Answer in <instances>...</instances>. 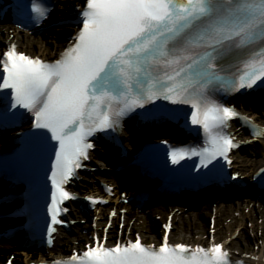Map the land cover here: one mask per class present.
I'll list each match as a JSON object with an SVG mask.
<instances>
[{
  "label": "snow or ice",
  "instance_id": "6c2138e0",
  "mask_svg": "<svg viewBox=\"0 0 264 264\" xmlns=\"http://www.w3.org/2000/svg\"><path fill=\"white\" fill-rule=\"evenodd\" d=\"M33 11L43 17L47 10L34 5ZM81 23L74 46L54 63L18 54L14 47L0 61V90L10 89L12 107L31 112L34 127L58 144L50 177L53 224L61 223L59 206L72 199L64 185L89 158L88 137L163 98L194 109L192 123L203 126L212 147L190 151L211 163L237 147L218 130L238 113L210 99L209 86L232 93L264 82V0H87ZM253 127V135L262 134ZM186 154L173 152L172 162ZM54 231L49 227V235ZM77 262L230 264L222 245L172 247L167 236L158 250L138 237L111 249L97 242L70 264Z\"/></svg>",
  "mask_w": 264,
  "mask_h": 264
},
{
  "label": "rangeland",
  "instance_id": "374dc122",
  "mask_svg": "<svg viewBox=\"0 0 264 264\" xmlns=\"http://www.w3.org/2000/svg\"><path fill=\"white\" fill-rule=\"evenodd\" d=\"M60 2V11L58 10L56 13L61 12V9L66 13L69 12L74 6L80 4L81 0H60ZM70 28V25H57L41 34H28L27 36V33L0 29V51L8 43L14 42L32 56L48 58L62 48V43ZM40 48L45 50L44 54L40 52ZM241 109L248 116L256 114L263 120L262 123L264 124V114L261 107L252 109L250 105H245ZM239 136L243 137L242 134ZM256 145L253 143L242 145L238 152L233 155L236 160L232 163L239 166L241 160L258 159L263 161L264 152L262 150L264 146L259 143ZM90 165L96 169L87 175H80L73 185V188L81 195L95 193L97 180L111 184L110 179L112 177L109 171L105 170L104 165L100 163V159L95 157ZM114 195L116 196L117 192ZM115 196H111V198ZM113 205H115L114 202L109 201L106 207H98L94 222L89 219L92 213H79L75 208H72L70 215H68V219L72 220L70 228L68 231H60L62 234L58 237L59 243L57 242L58 239L55 240V245L52 248L53 254L65 256L71 247H82L94 232L99 235L104 234L108 240L117 238L121 232L124 237L132 238L139 235L144 240H152L158 243L161 229L160 223L156 221L162 222L169 215H171L173 223L170 231L172 241L192 244L204 240H220L227 244L231 253L235 252L241 256L256 252L264 245V210H262L264 203H260L253 197L245 198L244 195H241L240 197L229 198L222 203L214 201V203H207L205 207L192 206L187 208L160 203L138 210L117 204L116 206L124 209V211H117L116 215L108 220L107 215ZM214 210H216L214 222H211ZM108 223L109 226L106 228ZM191 226L194 227L188 232L187 228ZM77 236L80 237L78 241L75 239ZM20 249L25 250L24 253L20 252ZM26 250L25 247H12L7 253L0 254V264H4V260L10 254L14 255V264L34 262L40 259L39 254L35 252L26 256ZM44 257L49 259L51 253L45 252Z\"/></svg>",
  "mask_w": 264,
  "mask_h": 264
},
{
  "label": "bare ground",
  "instance_id": "6f19581e",
  "mask_svg": "<svg viewBox=\"0 0 264 264\" xmlns=\"http://www.w3.org/2000/svg\"><path fill=\"white\" fill-rule=\"evenodd\" d=\"M2 26H3V24H0V27H2ZM40 52L44 54L45 53V50H43V49L40 48ZM257 97H258V99L257 98L256 99H253V101H254L253 104L260 103V105H263L264 106V96H262V97L261 96H257ZM256 106H258V105H253V108H255ZM253 116H255V115H253ZM256 118L258 119V121H262L260 117L256 116ZM253 121H255V119H253ZM239 131L244 132L245 130L242 129V128H240ZM160 138H165V137H160ZM247 138H250V136H248ZM140 139H141V136L139 134H137V136L135 138V141H138ZM258 141H262L264 143V135H263L262 140H258ZM262 151L264 152V149ZM240 162L241 163L239 164V166H238V164H234L233 165V168H234L233 171H237L239 173L245 172V171L248 172V173H252L258 167L264 165V161L257 160V159L250 160V161H242L241 160ZM238 167H239V169H238ZM111 181H112V184L115 183V181L113 179ZM249 188L250 187H247L245 189H240V190H237V192H242V191L248 190ZM116 189H117L116 186H114L113 187V191H115ZM129 193H130V191H128L127 194H129ZM110 200L116 201V198H113V199L111 198ZM204 206H206V205H203L202 207H204ZM262 210H264V208H262ZM192 227H194V226L188 227L187 228V231L189 232V230L192 229ZM58 235H60L59 229H58L57 237H58ZM79 239H80V237L77 236L76 240H79ZM10 246L11 245H6L4 247L7 248V247H10ZM0 252H4V250H0ZM22 253H24V252L22 251ZM28 255L29 254H27V256ZM39 255H40L41 258L44 257V255L42 253H39ZM233 256L235 258L243 259L244 261H247L249 263L264 264V245L261 246L256 252H253V253H251L248 256L240 257V256L236 255L235 253H233Z\"/></svg>",
  "mask_w": 264,
  "mask_h": 264
}]
</instances>
